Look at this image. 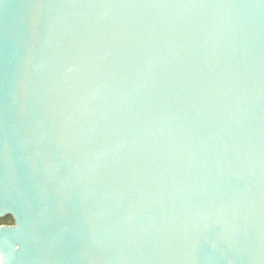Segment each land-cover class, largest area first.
Here are the masks:
<instances>
[{
	"label": "water",
	"instance_id": "95a60500",
	"mask_svg": "<svg viewBox=\"0 0 264 264\" xmlns=\"http://www.w3.org/2000/svg\"><path fill=\"white\" fill-rule=\"evenodd\" d=\"M0 264H264V0H0Z\"/></svg>",
	"mask_w": 264,
	"mask_h": 264
},
{
	"label": "trees",
	"instance_id": "16d2710c",
	"mask_svg": "<svg viewBox=\"0 0 264 264\" xmlns=\"http://www.w3.org/2000/svg\"><path fill=\"white\" fill-rule=\"evenodd\" d=\"M13 221L10 217L0 219V226H12Z\"/></svg>",
	"mask_w": 264,
	"mask_h": 264
}]
</instances>
